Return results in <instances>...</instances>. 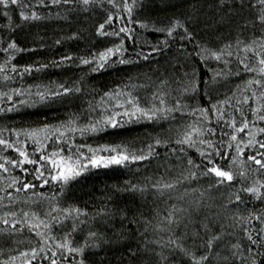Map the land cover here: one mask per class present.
Returning a JSON list of instances; mask_svg holds the SVG:
<instances>
[{
	"label": "trees",
	"instance_id": "16d2710c",
	"mask_svg": "<svg viewBox=\"0 0 264 264\" xmlns=\"http://www.w3.org/2000/svg\"><path fill=\"white\" fill-rule=\"evenodd\" d=\"M214 5L215 0H141L131 17L122 7H113L106 0L89 5L88 11H83L79 5L74 11H70L66 5H47L35 9L41 15V20L27 22L21 19L18 6L7 9L0 6V40L3 41L0 48L6 47L11 39L23 50L13 52L11 55L14 59L7 65L9 70L0 72V109H5L0 111V132L5 139L19 140L21 145H26L29 153L37 147H44V153L51 155L64 148L60 156L71 157L70 161L62 163L59 157H52L60 166H75L77 162L87 164L86 158L93 155L89 148L99 150L105 146H123L130 151H142L148 155V146H154V153L145 160L108 168L89 166L88 171L68 185L51 182L41 187L42 180L34 178V165L25 164L23 167L27 171H22L6 164L9 172L0 170V217L15 212L16 216L9 219L19 223L16 224L17 230L0 233V261L28 264L32 249H39L43 243L45 251L41 255L48 256V259L40 260L37 257L31 264H50L51 259H57V264H61L62 250L56 245L65 242L75 247L83 246L86 242L99 245L86 248L84 264H194L193 255H207L209 260L204 264H245L249 249L254 253L264 252V222L255 219L249 222L250 215L264 216V201L241 193L243 203L229 202L234 201V193L242 185L248 186L257 179L264 180L255 171L258 166L251 162L241 163L247 161V156L254 154L256 149L245 148V154L236 157V163L231 165L236 172L244 171L247 180L238 178V181L233 182L234 187H213L210 185L214 184V178L200 175L202 169L187 164L188 159L197 165L203 164L196 148L175 142L187 125L197 120L199 114L191 115L192 109H210L212 104L229 97L232 98L231 104L218 105L226 110L225 119L235 116L240 121L241 117L235 109L243 108L245 116L255 125L250 126L249 131L255 134L256 140H264V134L257 133V128L264 127V121L257 120V114L251 111L264 105V98L244 103L245 97H251L253 92L259 96L260 89L255 84L251 87L247 84L256 73L243 71L239 63V59L245 55L241 51L243 45L236 44L237 39L250 42L254 35H260L258 27L255 32L238 27L245 20L253 19L256 10L245 8L238 11L234 4L223 8ZM4 12L9 13L10 20L3 15ZM110 13L113 17L124 19H114L111 25L105 26V31L131 28L134 29L131 38L123 33L120 36L97 34L98 26L104 23ZM177 19L192 33L190 39H181L183 29H177L172 38H168L166 32L156 31L167 28ZM141 24L148 27H141ZM166 39L167 47L160 43ZM58 40L59 44L56 43ZM120 44H123L124 49L122 56H113L109 64L98 71L92 70L94 65H83L78 59L60 66L51 64L68 55L88 58ZM226 44L232 45L229 49L232 55L225 57L231 61L227 65L214 59L203 61L197 55L202 48L216 51ZM153 46L160 47L162 52L144 60L139 53H148ZM247 55L251 56V53ZM8 56V53L0 52V64ZM119 59L131 63H116ZM40 64L50 66L23 76L10 71L13 65L22 70L26 66ZM217 72L221 74L215 76L213 81V75ZM237 72L239 75L235 74ZM5 75L11 79H4ZM162 79L168 81L167 85L159 84ZM202 81L210 83L202 84ZM61 84L78 87L81 91L39 100L38 92L47 95L58 91ZM193 84L197 86V91L181 95L183 88ZM158 87H162L167 94V107H173L177 98L186 107L159 121L123 123L127 117H123V120L116 117L121 120V127H105L104 131L83 134L71 130L82 129L90 122L102 121L109 115L124 111L119 106L126 99L124 95L110 99L104 96L105 93L132 92L148 100L150 105L152 93ZM15 90L23 94L17 96ZM4 93L11 95L12 100H7L2 95ZM20 101L25 103L21 104ZM13 102H16V110L7 111ZM209 116L211 122L205 123L208 127L216 128L218 135L203 138L217 142L227 140L220 133L222 130L231 133L232 129L223 122L217 125L211 111ZM45 126L51 131L39 133L41 137H50L44 140L43 145L33 144L23 134L16 135L19 130L42 129ZM237 135L245 143L251 138L243 133ZM156 140L162 142L156 144ZM181 147L184 148L183 152L179 151ZM229 151L236 156L235 149ZM40 154L36 152L35 158L38 159ZM95 155L108 153L96 151ZM7 159L23 158L13 150L5 151L0 147V163H6ZM221 163L225 168L229 166L228 162ZM48 167L51 168V164ZM193 172L196 173L195 177L191 175ZM14 178L30 181L37 187L17 192L15 189L20 184L8 187ZM157 181L162 184L174 183L175 188L163 190L161 195L152 187ZM129 183L144 191L125 190ZM73 208L87 215L76 218L61 211ZM52 209H56L52 216L58 217L59 222L51 217H42L45 223L51 225L50 229L31 215L32 211L43 213ZM23 212H29V216L23 217ZM169 212L173 213L172 224L164 219ZM35 224L40 226L30 230L29 226ZM73 225H76L75 231ZM0 228L8 229L9 225L0 223ZM245 228L258 239L256 245L247 239ZM89 232L98 233L100 238H90ZM213 235L220 239L214 242L211 249H206L205 241ZM233 245L239 247L234 248ZM51 252H56L57 256H51ZM21 253L29 255L25 257ZM233 253L236 255L233 256ZM62 254L68 255L66 250ZM12 257H16L15 261H12ZM257 259L264 260V257L258 256ZM63 264L72 262L63 261ZM248 264H251L250 258Z\"/></svg>",
	"mask_w": 264,
	"mask_h": 264
},
{
	"label": "snow or ice",
	"instance_id": "6c2138e0",
	"mask_svg": "<svg viewBox=\"0 0 264 264\" xmlns=\"http://www.w3.org/2000/svg\"><path fill=\"white\" fill-rule=\"evenodd\" d=\"M101 2H105V0H35V3H33V0H0V6L7 9L10 6L16 5L20 8V17L23 21H38L41 20L42 17L36 11V8L44 7L47 5H66L68 6V9L70 11H74L76 6H82L83 11H88L89 5L98 4ZM108 4L113 5V7H122L124 11L128 14V17H131L133 11L136 7L139 6L141 3V0H106ZM235 5L236 10L243 11L245 8L249 9H255L256 15L251 20H245L242 25H238V27H242L244 29L251 30L255 32L257 27L260 30V35L256 36L254 35L250 42H244L242 40L237 39L236 44L237 45H243V48L241 51L245 53L244 57L242 59H239L240 65L243 66V71L245 72H254L256 73V76L253 77V79L247 81V84L249 87L251 85L255 84L259 89L260 93L259 96H257L256 92L252 93L251 97H245L244 103H248L249 100H259L264 98V0H215V7L223 8L225 6L229 5ZM3 15L5 17H8L10 20L11 17L9 16L8 12H4ZM114 19H121L123 20V17H113V15L110 13L108 15V18L104 21V23H101L97 28V34L104 36V35H115L120 36L121 33H123L125 36H129L132 32H134V29L127 28V27H121L118 31L113 32H106L105 26L111 25L113 23ZM130 23L132 21H129ZM141 27H148L145 24H141ZM11 27V25H10ZM177 29H183L184 35L181 37V39H190L192 37V33L188 31V29L185 27L184 23H182L180 20L173 21L170 26H168L165 29H156V31L160 32H166L168 38H172L174 33ZM3 41L0 40V43ZM57 44L60 43V41H56ZM162 45L167 47L168 40H164L160 42ZM256 47H253V46ZM198 47H200L198 45ZM232 47L231 44H226L223 47L219 48L216 51H212L211 49L202 48L200 53H197V55L200 56L201 60L207 61L209 59H214L216 61H222L226 65L228 63H231L230 60L225 59L226 56H231L232 52L229 51V49ZM23 51L20 49L16 42L14 40L9 39V41L6 43V47L0 48V52L8 53V58L4 61V63L0 64V72H5L9 70L7 68L8 63L11 59H14V56L11 54L13 52H20ZM123 44L116 45L114 48H108L104 52L101 53H94L91 57L85 58V57H72L71 55L61 57L58 61H52L51 64L55 66H60L64 64L65 62L73 61L74 59H78L79 62L83 65H94L92 68L93 71H98L101 68H104L109 62L111 61V58L113 56H122L123 54ZM162 49L157 46H153L151 50L148 53L141 52L139 55L144 60H149L153 55L157 53H161ZM204 53H207L205 55ZM247 53H251V56L247 55ZM116 63L120 64H127L131 63L129 60L125 59H119L118 61H115ZM256 65H259V67H256ZM49 64H40L38 66L29 65L24 67L22 70L18 69L15 65H13L10 69L12 72H16L18 75H25L30 74L33 71H42L44 68L49 67ZM221 73L217 72L213 75V81L215 80V76L220 75ZM236 75H239V72L235 73ZM259 77V78H257ZM4 79H11V77L5 75ZM167 80H160L159 84L161 86L167 85ZM202 84H209L210 82H201ZM81 89L78 87H67L63 84L59 86L58 91H52L49 94H45L44 92H38L37 95L39 97L40 101H45L52 97H58V96H67L71 95L73 93L80 92ZM178 91H180L178 89ZM189 91L195 92L197 91V86L195 84L191 85L190 87L183 88L181 95L188 93ZM15 94L17 96L22 95L23 93L20 90H15ZM7 100H12V96L8 95L7 93L2 94ZM124 95L126 97L123 104L119 105L121 108H124V111L116 112L113 115L107 116L102 121H93L90 122L87 126H85L82 129H71V130H78L81 132V134L90 132V133H96L99 131H104L105 127H112L117 128L121 127V120H123V117H127V120H123V123H129V122H139L141 120H147V121H159L162 119H167L171 116L173 112H180L182 107H186L181 105V99L177 98L174 102L173 107H167V100H166V93L163 92L162 87H158L157 91L152 93V100L151 104L149 105V101L146 99H143L137 95H133L132 92H112V93H105L104 96L109 97L110 99ZM103 100V97L101 98ZM231 97L226 98L224 101H218L216 104H212L209 108H194L191 111V115L197 116L199 114L197 120L187 125L185 130L183 131L181 137L177 139L175 142L178 145H186L188 148H196V150L199 152L200 156L203 159L202 165H197L192 159L187 160V164L189 166L202 169L200 172V175L208 176L214 178V184L210 186H216V185H227L234 187V181H238V178L240 180H247V174L244 171L236 172L232 169L231 165L236 163V157L243 156L245 154L244 149L245 148H255L256 151L252 155L247 156V161H241V163H248L251 162V164H254L258 166L255 171L260 173L262 177H264V140H256L255 134L251 133L249 131L250 126L255 127L252 121H249L248 118L244 114L243 108H236L235 111L240 115L241 120L237 121L235 116H231L228 119H225L226 117V110H222L218 105H224V104H231ZM158 102V103H157ZM21 104L25 103V101H20ZM235 107L234 105H232ZM91 108V105H90ZM7 111H15L16 110V102H13V106L11 108L6 109ZM94 110V109H92ZM0 111H5V109H0ZM209 111L212 112L213 116H215L217 125H220L221 122L226 125L227 128H231L232 132L229 133L227 131H223L220 133L223 136L227 137V140H221L219 142L214 141L212 139H204L203 137H211L218 135L216 128L208 127L207 123L211 122V117L209 116ZM251 111L254 114H257L256 118L259 121H264V105H262L259 108L251 109ZM218 113V115H217ZM116 117H120L121 120H117ZM207 122V123H205ZM51 129L48 126H45L42 129H31V130H19L16 132V135L19 136L23 134L28 139L32 141L35 145H43L44 140L50 139L48 136L41 137L39 133L41 132H49ZM56 131H59V129H56ZM238 133H243L245 135L250 136L251 138L247 140L245 143L242 139H238ZM257 133L264 134V127L257 128ZM195 137V138H194ZM59 140V137L57 138ZM162 141L156 140V144H160ZM166 142V141H165ZM241 144L244 146L241 147ZM200 146H203L201 148ZM0 147H2L5 151L13 150L18 153L19 157H22L23 159L17 160V159H7L6 163H0V170H2L4 173L9 172V168L6 166V164H11L12 166L16 168H20L22 171H27L26 168L23 166L25 164H32L34 165V178L36 180H42V184L40 185L43 187L44 185H47L51 182H59L62 185H68L72 181H76L84 172L89 170V166L93 168H99L104 167L108 168L110 166H125L128 163L142 161L148 158V155H152L154 153V146L149 145L148 146V155H145L142 151L137 153L134 151H130L126 149L123 146H105L102 149L99 150H93L89 148L90 152H93L92 156L87 157L88 160L87 164L79 163L77 162L75 166L72 164H68L66 166H60L57 164V160L53 159L52 157H59L61 162L63 163L65 160L70 161L71 157H63L60 156V153L64 151V148H60L57 151L51 153V155H46L44 153V147H37L34 149L32 153H29L26 150V145H21L19 140L16 141H9L8 139H5L2 132H0ZM69 147H71L69 145ZM230 149H235L236 156L234 157L229 151ZM96 151H103L107 152L108 155H100L96 156ZM175 151V150H174ZM180 152L184 151V148L181 147L179 149ZM40 152V156L38 159L35 158V153ZM82 155V154H81ZM221 161L228 162V167L225 168L224 165L221 163ZM51 164V168L48 167V165ZM45 172H47V176L45 175ZM193 177L196 176V173H191ZM184 179H189V177H184ZM179 183V181H177ZM20 184V187H17L15 190L17 192L19 191H27L29 189H34L37 187L36 184L26 181V180H20L19 178H14L9 184V188L14 187L15 185ZM153 188H156L160 194H163V190L167 189H173L175 188L174 183H161L160 181H157L156 183L152 184ZM264 180L257 179L253 183H251L248 186H241L239 189L236 190L234 193L235 199L234 201L230 200V203H243V199L241 196V193H247L253 196L257 200L264 201ZM125 190H131V191H140L143 192L144 189L140 188L139 186L135 184L129 183L126 186ZM9 196H11V193H8ZM2 199V198H0ZM56 209L52 210H45L43 213L40 211H32L31 215L37 219L40 220V224H44L45 228H51V225L44 222V219L42 217H51L52 220L59 222L58 217L52 216V212ZM61 211L68 213L69 215H74L76 218H78L81 215H87L86 213H83L78 208L73 209H61ZM176 211H179V209H176ZM23 217H28L29 212H23ZM16 216L15 212L7 213L4 217H0V223L3 225H9L8 229L0 228V233H4L5 231H14L16 229V224L19 223V221L15 219H9V217L14 218ZM173 213L169 212L167 216L164 217L165 220L168 221L169 224L173 223L172 219ZM68 217L66 216L65 219ZM251 219L259 220L261 222H264V216H256V215H250L249 222ZM80 223H84V221H80ZM40 225H30L29 228L32 230L33 228H38ZM76 225H73V231H75ZM205 228H207V225H205ZM247 239L252 243V245H256L258 243V239L254 238L252 233L245 228L244 229ZM37 235H41V233H37ZM70 235V233H69ZM90 238H100L99 234L96 232H89ZM220 239L218 236H210L204 244V247L206 249H211L214 242ZM65 240L67 241V237H65ZM170 243H174V241H170ZM97 244H88L87 242L85 245L80 247L71 246L69 242L60 243L57 244L56 247L61 249V264H63V261H70L72 264H84L83 256L86 248L88 247H98ZM234 248H238L239 245H233ZM63 250H66L68 255L64 256ZM45 251L43 243L37 248H33L31 251V259L29 260L28 264H31L32 260H36L37 257L40 258V260L48 259V256H42L41 253ZM51 256L55 257L57 256L56 252H51ZM75 254V255H73ZM28 253H21V256L27 257ZM236 253H233V256H235ZM264 257V252L261 253H254L252 249H249V257L245 258V264H248V259L250 258L251 264H264V260H259L257 257ZM79 257V258H77ZM12 261H15L16 257L11 258ZM192 259L194 261V264H204L205 261L209 260V257L207 255H201L199 257L192 256ZM227 259V257H225ZM0 264H9L8 261H0ZM50 264H57V259H51Z\"/></svg>",
	"mask_w": 264,
	"mask_h": 264
}]
</instances>
